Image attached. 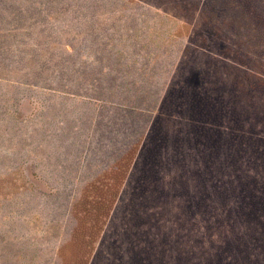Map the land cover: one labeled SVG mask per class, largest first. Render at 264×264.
Returning <instances> with one entry per match:
<instances>
[{"label": "trees", "instance_id": "obj_1", "mask_svg": "<svg viewBox=\"0 0 264 264\" xmlns=\"http://www.w3.org/2000/svg\"><path fill=\"white\" fill-rule=\"evenodd\" d=\"M126 1L132 32L121 37L139 48L124 47L114 32L103 36L91 26L85 34L76 30L62 15L72 2L0 0V87L22 84L46 95L39 114L22 118L11 95L0 91V134L15 140L27 122L48 113L51 128L65 124L57 119L61 110L73 115L81 105H97L87 144V164L96 173L85 183V194L58 189L34 194L35 184L22 171L28 159L13 157L28 156L29 139L44 136L43 126L35 136L22 135L21 143L1 145L13 170L0 168L6 174H0V264L44 263L36 257L37 249L42 251L39 239L32 241L20 230L34 215L12 207L29 206L33 198L38 207L45 199L52 206L40 211L56 219L48 227L62 233L52 250L54 264H60L61 252L83 227L86 244L95 249L90 264H120L122 253L130 256L128 264H264V252H257L259 242L264 251V0L179 3L181 14L198 13L177 67L164 58L167 50L156 49V37L140 33L136 8L141 3ZM183 18L188 21L186 13ZM197 35L202 49L195 47ZM62 131L60 126L56 136ZM72 132L79 133L78 128ZM131 154L134 162L122 163ZM180 195L185 210L201 213L199 225H207L185 235L155 232L157 203ZM63 209L68 210L67 229L60 224ZM184 217L181 213L179 221Z\"/></svg>", "mask_w": 264, "mask_h": 264}, {"label": "rangeland", "instance_id": "obj_2", "mask_svg": "<svg viewBox=\"0 0 264 264\" xmlns=\"http://www.w3.org/2000/svg\"><path fill=\"white\" fill-rule=\"evenodd\" d=\"M61 1L66 3L72 2L74 5V7H71L68 10L69 12L67 14L62 15H67L65 18H69L68 20L75 24L76 30H79L85 34L89 28L91 29V27H95L94 32L96 34H102L103 36L105 34L107 35L114 32L117 35L116 38L122 39L123 43H125L124 47L139 48L136 43L131 42V38H129L128 41H125L124 39L127 36L125 35L123 38L121 37V35L125 34V32L129 34L132 32L126 22L128 16H125L127 9H125L124 6L128 7V5H130L126 0H60V2ZM203 1L205 0H199V3H202ZM237 1L238 0H233L234 3ZM182 2L183 0H138L137 3L141 4H139V6L136 8L139 11L137 17L143 24V31L140 30V33L142 34L143 32H146L148 37L151 39H153L152 37H156V49H161V51L167 50L168 54L164 58H166V60L168 58V61L171 62V65L173 63V66L175 65V67H177L179 64L180 56L178 55L182 54L181 51L183 48L189 44V36L193 37L192 30H195V20L198 13V9H193L189 12H184V14H181L180 11H178V6L180 5L179 3ZM175 6H177V8H175ZM185 13L186 17H188L186 18L188 21H185L183 18ZM257 20L260 22L259 19ZM254 23V20L244 21V24L246 25H253ZM97 24L99 27L96 26ZM76 33L79 35V37L82 36L79 34V32ZM202 41V37L197 35L195 38V47L202 49L203 46H200ZM92 44L95 48H98L99 46L97 41L92 42ZM170 52H172L171 55H169ZM75 62L76 67H82V61ZM248 65L249 66H246L251 68V72L257 74L254 65L252 67L251 64ZM261 72L264 73V70H261ZM151 79L152 81L157 82V85L160 84L157 80V77H153ZM256 80L257 79L254 78V81ZM21 85H19L18 88H14L10 83H5L2 86L3 88L0 87V91L11 95L12 101L19 106V113L22 118L31 117L34 115V113L39 114V105H41L42 101L46 100V95L43 94L41 89L38 87L25 88ZM164 86L165 85H163V87ZM160 87L162 88V85H160ZM254 95L255 93L247 95V101L250 102L253 100ZM255 100L262 101V98ZM46 104L49 103L46 102ZM96 109V104H91L89 106L81 105L73 115H70V113L66 114V111L63 109V111L61 110L60 112L63 114V116L61 118L58 117L57 119L59 121L63 120L65 124H57L56 126L53 124L51 125V128L50 124L48 126V121L51 119L50 113H48L47 115L49 116L47 117H39L34 121L27 122L25 129L21 128L19 130L21 132L16 134L15 140H10L9 135L0 134V163L2 162L4 164L2 167L0 165V168L4 169L7 167L5 172L8 173H12L13 170V165H11L6 160L9 156L1 149L2 144L6 143L7 145L10 144L11 146H14L16 141L21 143L20 140L23 138L21 137L22 135H25L26 138L35 136L36 129L43 126V128H46V131L43 129L45 131L44 136L39 137L38 141L34 138L29 139L31 150L28 156L23 158L19 153H17L15 154L16 156L13 157L18 159V161L28 159L22 166V171L24 169L26 174L29 173L30 181L35 184L34 194H39V196H41L40 192H50L54 189L62 190L64 193L69 195L70 193L75 194L79 192L81 194H85L87 191H89L85 187V183L96 173L93 169L94 167H89L87 164L89 160L87 144L88 140H90L89 136L92 135V128L90 129V125H92V123L90 124V122L94 121L96 117ZM60 126L63 128L64 133L57 137L56 130ZM73 127L74 130H71ZM77 128L79 133H73L72 131H76ZM36 144L37 146H34ZM135 155L136 154H131L129 160L126 159L122 161V163L127 162L128 166L132 161L134 162ZM0 174L6 175L2 174L1 172ZM16 175L19 176V171ZM20 175L22 177L21 171ZM124 176L125 173H122L120 177L124 178ZM46 180L49 181L50 184H48ZM36 188L38 191H36ZM91 193H95L93 189ZM15 199L16 201H20L18 200L19 197L17 196H15ZM34 201L35 198L30 200L29 206L26 204H14L12 206L16 207L17 209L20 208V210L24 211L23 213L26 215H34L33 218L25 221V225H23L22 229L20 228V230H24V232L28 231L26 233V238H30L32 241L36 242L39 239V244L37 243L36 246L41 247L42 251L40 248L37 249L39 252L36 256L38 261L44 262L43 264L57 263V261L52 259V250L54 248V244L57 241H61L62 233L59 234V232L57 233L55 230L50 229L48 225L52 226L56 224V219L48 218L45 212L40 211L41 208H46V199L44 201L43 207H38L37 204L34 205ZM163 201L158 202L156 209L152 211V216H154L152 225L156 223L157 226L155 232L171 230L175 236L178 233L179 235H185L183 234L186 233L185 231H191V233H194L196 228H199L200 225L203 227L207 225L206 222H203L199 225L198 220H201L203 217L201 213L195 214L192 210H185L184 205L187 202L181 195L178 198L173 197L165 200L166 203H163ZM47 206V208H52L51 205ZM60 211L61 210H59V213ZM62 211L64 214L60 219V224H62L67 229L68 210L63 209ZM185 211L187 213H184ZM181 213L187 217H184L181 221H179ZM161 217L162 219L159 221V218ZM79 218L80 221L81 218H83V223H86L87 218L83 217V215L82 217L80 215ZM15 220L12 222H15ZM191 221L194 223H190ZM45 226L50 230L45 229ZM223 227V233H225V226L223 225ZM80 230L82 231V234L76 237L74 240L69 241L64 250L61 252L62 259H60V264H90L95 249L93 252H91L92 246H88L86 244L89 242V236L86 232L87 230L84 227ZM171 231H169L170 234ZM260 246L261 243L259 242L257 244V248L259 249L257 252H264L260 251ZM122 255L123 259H120V264H128L130 256L127 254L124 255V253H122ZM48 260H50V262ZM134 261H136V259ZM136 264L140 263L136 262Z\"/></svg>", "mask_w": 264, "mask_h": 264}]
</instances>
